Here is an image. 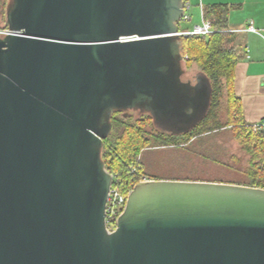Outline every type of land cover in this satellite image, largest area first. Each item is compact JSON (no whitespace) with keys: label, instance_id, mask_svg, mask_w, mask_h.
Listing matches in <instances>:
<instances>
[{"label":"water","instance_id":"obj_1","mask_svg":"<svg viewBox=\"0 0 264 264\" xmlns=\"http://www.w3.org/2000/svg\"><path fill=\"white\" fill-rule=\"evenodd\" d=\"M185 0H9L0 35V264H264V188L151 179L106 223L115 111L174 134L212 86L182 53Z\"/></svg>","mask_w":264,"mask_h":264},{"label":"trees","instance_id":"obj_2","mask_svg":"<svg viewBox=\"0 0 264 264\" xmlns=\"http://www.w3.org/2000/svg\"><path fill=\"white\" fill-rule=\"evenodd\" d=\"M8 1L0 0V16L5 22L4 27H7ZM234 6L235 3L224 2L205 4L202 7L203 18L212 21L215 31L206 35L182 37V53L188 56L185 59V67L187 70L197 67L198 72L209 78L212 86L208 113L195 128L187 133L174 134L158 128L149 113L140 112L136 117L130 112H114L112 132L104 139L102 157L106 162V168L113 174L112 186L122 194L127 195L145 176L163 179L151 176L147 170L146 162L149 157L145 153L152 152L156 147L183 148L197 138L193 148L199 146L200 154L205 159L230 166L222 161L219 154L213 152L215 149L222 151L224 148L211 140L225 129H229L233 138L251 155L249 166L244 171L246 176L244 181L177 176L173 179L218 181L264 188V130L252 131L251 122L244 118L241 98L234 88L235 68L242 58L239 34L230 26V10Z\"/></svg>","mask_w":264,"mask_h":264},{"label":"rangeland","instance_id":"obj_3","mask_svg":"<svg viewBox=\"0 0 264 264\" xmlns=\"http://www.w3.org/2000/svg\"><path fill=\"white\" fill-rule=\"evenodd\" d=\"M204 1L235 3L234 8L230 10V25L238 26L256 18L257 26L261 27V31L264 34V0ZM190 3L191 20H181L180 26L182 29H190L195 24H201L203 21L201 0H190ZM4 25L5 22L0 16V28L4 27ZM188 70L186 78L194 79V74L198 72V68L193 67ZM128 112L136 117L140 115V111ZM148 129L151 130L150 127ZM196 140L197 138L190 141L191 143L188 146L183 147L188 149L169 146L156 147V149L152 150L153 153L146 152L145 155L149 157L146 162L148 173L151 176L162 177L163 179H173L176 176L191 179H224L236 182L246 179L244 171L249 166L251 155L233 138V134L229 129L221 131L217 136L212 137L211 140L224 148L222 151L215 149L213 152L219 154L222 161L227 162L230 166L205 159L200 154L201 148L199 146L193 148Z\"/></svg>","mask_w":264,"mask_h":264},{"label":"crops","instance_id":"obj_4","mask_svg":"<svg viewBox=\"0 0 264 264\" xmlns=\"http://www.w3.org/2000/svg\"><path fill=\"white\" fill-rule=\"evenodd\" d=\"M211 2L216 1L201 0V8ZM249 25H254L260 33L249 31ZM231 28L239 34L242 54L235 68L234 88L241 98L244 118L250 123L264 118V34L256 18Z\"/></svg>","mask_w":264,"mask_h":264},{"label":"built area","instance_id":"obj_5","mask_svg":"<svg viewBox=\"0 0 264 264\" xmlns=\"http://www.w3.org/2000/svg\"><path fill=\"white\" fill-rule=\"evenodd\" d=\"M190 9H191V3L189 0H185V12L183 15L182 20H191V14H190ZM249 31L252 32H258L260 33L254 25H249L247 28ZM213 24L211 20H205L203 19L201 24H195L192 28L190 29H180V33L183 36L187 35H206L214 32ZM11 32L8 27H2L0 28V35H5L7 33ZM188 56L184 55V59H187ZM250 128L252 129L253 132H258L264 130V118L251 122ZM151 180V178L144 177L142 178V181H148ZM131 191V190H130ZM129 191V192H130ZM128 192V194H129ZM127 195L122 194L119 192L117 188H114L113 186L111 187L110 193H109V198H108V203H107V215H106V223L107 227L110 231H113L116 227L117 220L122 213V211L125 208L126 202H127Z\"/></svg>","mask_w":264,"mask_h":264}]
</instances>
